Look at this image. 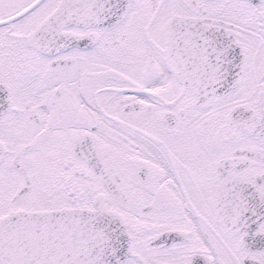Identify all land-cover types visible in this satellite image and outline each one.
I'll use <instances>...</instances> for the list:
<instances>
[{"label": "snow or ice", "instance_id": "obj_1", "mask_svg": "<svg viewBox=\"0 0 264 264\" xmlns=\"http://www.w3.org/2000/svg\"><path fill=\"white\" fill-rule=\"evenodd\" d=\"M0 264H264V0H0Z\"/></svg>", "mask_w": 264, "mask_h": 264}]
</instances>
